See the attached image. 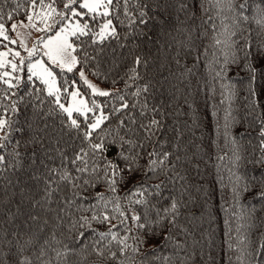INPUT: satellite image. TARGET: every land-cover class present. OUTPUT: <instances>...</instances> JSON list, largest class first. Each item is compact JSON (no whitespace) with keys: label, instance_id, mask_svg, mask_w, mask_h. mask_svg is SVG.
Listing matches in <instances>:
<instances>
[{"label":"trees","instance_id":"1","mask_svg":"<svg viewBox=\"0 0 264 264\" xmlns=\"http://www.w3.org/2000/svg\"><path fill=\"white\" fill-rule=\"evenodd\" d=\"M243 3H247V7L241 10L239 5ZM137 4L147 5L146 10L152 17L147 27L130 25L121 9L120 19L124 23L118 26L120 40L106 42L98 58L101 76L92 75L96 70L95 64H89L85 70L110 91L120 90L130 106L112 116L104 127L116 129L118 120L123 118L126 127L120 129V135L136 141L138 145L143 144L142 148L138 146L134 150L139 153L137 165L141 171L119 185L116 195L126 205L123 197L138 181L143 180L148 188L145 198L149 201V219L152 223L147 229L138 230L129 221L131 234L120 229L121 236H142L147 242L141 244L129 238L126 255L119 256L118 253V259L124 264H264V249H260V245L264 244V199L257 196L261 190L258 181L264 177V164L255 163L261 157L257 136L260 125L256 117L264 118V66L259 59L264 53L256 47L259 44L258 34L264 36V28L256 20L264 14L257 8L259 5L260 9H264V0H231V4L229 0H130L129 9L133 16H138ZM13 7L9 0L5 13ZM241 11L249 18L247 21L240 19ZM22 19L23 9L14 16V20ZM232 32L237 35L231 36ZM249 36L253 38L254 45L250 56L256 68L254 83L244 67L247 61L241 49L243 39ZM217 39L221 44H216ZM232 41L238 43L229 49L227 45ZM233 52L237 56V63L229 65L224 83L231 81L236 94L233 108L238 122L229 129V136L237 139L236 149L230 143L226 144V105L220 104L221 82L213 79L217 59L222 60L224 53L231 55ZM137 56L142 61L137 67L139 78L129 80V69L134 66L133 61ZM67 77L78 81L80 91L87 99L107 104L106 113L111 112L113 103L119 106V101H112L109 97H91L90 90L79 81L78 76L67 74ZM113 80H116L115 84ZM250 86L257 93L258 108L254 111L246 106L247 100L252 99ZM144 87H147V92L134 95L138 88ZM29 91L27 85L20 89L21 94ZM28 99L26 96V101ZM133 104L135 107H131ZM50 108L51 105L47 103L42 111L32 104L21 105L15 127L23 131L12 133L11 143L6 149L7 153H12L16 142H20L21 166H5L0 172L2 264H15L21 258L12 233H21L22 239H27L24 233L36 231V225L27 221L29 211L40 216L39 224L43 231L38 233L39 244L51 235L55 212L32 208L31 201L25 199L29 196L39 199L43 195V180L36 181L30 177L33 173H43L44 165H59L56 148L67 149L71 155L73 148L80 146L79 139L72 140L67 136L59 144L55 143L59 139L62 117L47 115ZM214 112L216 115H213ZM129 117L134 118L136 124H131ZM152 119L160 124L153 129L151 139H147L148 134L140 125H147ZM33 136L42 138V142L32 143ZM111 139L107 138L108 159H113L118 151L117 146L110 143ZM153 150L161 154L153 159L162 158L164 152L170 154L165 165L158 167L155 173L147 171L148 153ZM236 155L241 157L239 161H236ZM8 160L10 165H15L12 156H8ZM121 164L123 166V162ZM237 177L240 179L237 180ZM253 178H256L255 182ZM156 184H161L159 190L154 187ZM245 184L248 185L246 191ZM234 187L238 189V195L233 193ZM97 192H105L104 187L97 186L82 192L87 199L78 200L77 203L84 207L96 203L94 197ZM105 195L112 194L106 192ZM72 197L71 189L62 184L60 190L54 193L49 207H64V198ZM172 199L178 200L180 205L176 226L173 227L168 221L156 224L155 209H159L163 215V209L170 205ZM18 206L20 212H17ZM136 207L142 213L141 206ZM72 211L75 213L73 218L81 215L75 209ZM45 219L49 221L46 227L43 226ZM93 227L97 231L106 230L105 226L95 223ZM55 231L57 239L61 241L56 247L67 245L72 249L61 264H117L116 261L101 260L92 252L91 246L97 237L91 230H83L85 237H78L76 229L69 231L68 217ZM166 235H170L171 239L165 240ZM10 240L12 244L8 243ZM177 244L183 247L178 248ZM111 247L113 251H118L119 245L113 242ZM133 248L139 251L134 252ZM32 254L31 248L24 252V255ZM49 257L53 258L55 264V253L49 251Z\"/></svg>","mask_w":264,"mask_h":264},{"label":"snow or ice","instance_id":"2","mask_svg":"<svg viewBox=\"0 0 264 264\" xmlns=\"http://www.w3.org/2000/svg\"><path fill=\"white\" fill-rule=\"evenodd\" d=\"M229 2L231 4V0ZM11 3L14 4V7L5 13L4 9L9 4V0H0V49H3L0 50V172L4 170L5 166H21L19 141L16 142L12 153L6 152L11 143L12 133L23 131V129L15 127L18 123L17 116L20 113L21 105L32 104L34 108L42 111L47 103L51 105L47 115L62 117L59 139L55 140L56 144H59L65 136L72 140H80V146L73 148L71 155L68 154L67 149L56 148L57 156L60 158L59 165L55 167L44 165L43 173H33L30 177L36 181L43 180V195L39 199L31 196L25 197V199L31 201L32 208L55 212L54 228L51 235L44 239L42 244H39L38 233L43 231V227L39 224L40 216L29 211L27 221L36 225V231L31 234L24 233L23 235L27 236V239H22L21 233H12L15 244L18 246L17 252L21 257L16 260L15 264H53V258L49 257V251L55 253V264H61L66 260L72 249L67 245L56 247L61 244V241L57 239L55 231L56 228H60L64 224L65 217H68L69 220V231L76 229L78 237L86 236V232L83 231L85 229L91 230L96 235L97 239L91 248L92 252L101 260L124 264L118 259V253L119 256L126 255L129 248L128 239L131 238L141 244L147 241L142 236H121L120 229L123 228L126 233L131 234L132 227L129 226V221L138 230H145L152 223L149 219V201L145 198L148 188L145 187L143 180L138 181L123 197L127 201L126 205L122 204V198L116 195L119 185L141 171L137 165L139 153H135L134 150L138 146L142 148L143 144L138 145L136 141L120 135V129L126 127V121L123 118L118 120L116 129L110 130L104 127L112 116L124 112L130 106L120 90L101 89L87 78L85 70L89 64H95L96 70L92 72V75L101 76L98 58L103 51L102 46L106 42L120 40L118 26L124 23L120 19L121 9L130 25L139 24L147 27L152 18L146 10L147 5L137 4L138 16H133L129 9L130 0H11ZM183 7L184 5L181 4V8ZM246 7L247 3L239 5L241 10ZM257 8L261 13H264V9H260L259 5ZM21 9L24 10V19L14 20V16L19 14ZM240 19L247 21L249 18L244 16L241 11ZM9 22H11L10 26H7ZM256 23L264 28V14L256 20ZM18 29L28 31L21 32ZM31 30L40 35H37L29 46L27 41L31 36ZM10 32L15 34L16 39L11 38ZM236 35V32L231 33L233 37ZM257 38L259 44L256 47L261 53H264V36L258 34ZM252 40L251 36L244 38L241 49L245 53L244 60L247 61L244 67L251 74L250 80L254 83L256 68L250 61L251 49L254 47ZM237 43V41H232L227 47L232 49L236 47ZM216 44H221V41L217 39ZM9 45L16 47H9ZM21 50L26 55H21ZM259 59L261 65L264 66V55H261ZM141 63V57L134 58V66L129 69L131 73L128 76L129 80L139 78L137 67ZM216 63L213 79L221 82L220 104L226 105L224 136L226 144L230 143L236 149L237 139L229 136L230 127L238 122L233 108L236 94L231 81L227 83L224 81L227 79L229 65L237 63V56L235 52L231 55L224 53L223 59H217ZM67 74L78 76L79 81L90 90L91 97H109L112 101H119V106L113 103L111 112L106 113L107 104L98 103L96 99L85 98V95L80 91L78 81L69 79ZM112 83L115 84L116 80H113ZM26 85L30 91L21 94L20 89ZM147 90V87L138 88L134 95L139 96L141 91L147 92ZM213 91H215L214 88ZM249 95L252 99L247 100L246 98V106L254 111L258 108V100L256 90L251 86ZM26 96L30 98L27 101ZM131 107H135V105L133 104ZM213 115L216 113L214 112ZM128 120L131 124H136L134 118L129 117ZM256 122L260 125L257 136L259 137L261 157L255 163L264 164V118L258 115ZM159 124L158 120L152 119L147 125L141 124L140 128L148 134L147 139H151L154 135L153 129L159 127ZM217 131H219V127ZM108 137H112L110 143L118 148L113 159H108L106 155L109 151ZM31 142H42V138L33 136ZM69 147L71 148L72 145L70 144ZM160 155L155 150L148 153L150 157L148 172L155 173L158 167H163L170 154L164 152L162 158H152ZM8 156H12L15 165L9 164ZM48 158L52 159L51 156ZM219 159L223 160L224 157H219ZM240 159L241 157L236 155V161ZM121 162H123V166ZM41 163L43 164V161ZM33 164H35V154ZM239 179L237 177V180ZM255 180L256 178H253L254 182ZM258 182L261 185V190L257 196L264 199V177H261ZM62 184L71 189L73 197L64 198V207L51 209L49 205L52 203L53 195L60 190ZM97 186L104 187L105 192L96 193L94 197L96 203L88 207L77 203L78 200L87 199L81 194L82 192ZM154 187L159 190L161 184H156ZM247 189L248 185L245 184L244 190ZM232 191L236 195L239 194L236 187ZM106 192L112 195L107 196ZM136 206H141L142 213ZM179 207V201L172 199L170 205L163 209V215L159 209H155L157 217L155 223L163 224L164 221H168L175 227ZM73 209L75 212H80L81 215L73 218L75 215ZM17 212H20L19 206ZM113 221H117V223ZM48 223L49 221L45 219L43 226L46 227ZM94 223L105 226L106 230L97 231L93 227ZM170 239V235L165 236V240ZM105 241H107L106 244ZM2 242L3 240L0 239V243ZM113 242L119 245L118 251L112 250ZM8 243L12 244L13 241L10 240ZM177 247L183 246L177 244ZM228 247L232 248L230 242ZM29 248L33 250V254L31 256L24 255V252ZM260 249H264V244L260 245ZM133 251L138 252L139 249L133 248Z\"/></svg>","mask_w":264,"mask_h":264},{"label":"rangeland","instance_id":"3","mask_svg":"<svg viewBox=\"0 0 264 264\" xmlns=\"http://www.w3.org/2000/svg\"><path fill=\"white\" fill-rule=\"evenodd\" d=\"M18 30L21 31V32L28 31V30H25V29H18ZM37 35H40V34L36 33L34 30H31V36L29 37V39L27 41L29 46H31L32 41H34L36 39ZM10 36H11V38L16 39V36H15L14 33L12 35H10ZM9 47H14L15 48L16 46L15 45H9ZM0 50H3V49H0ZM21 55H26V53L23 52V50H21ZM85 75L87 76V78L90 81H92L94 84H96L101 89L110 91V88H108L107 86H105V85L97 82L96 80H94L93 78H91L86 72H85Z\"/></svg>","mask_w":264,"mask_h":264}]
</instances>
